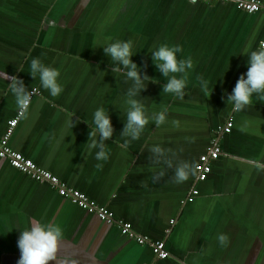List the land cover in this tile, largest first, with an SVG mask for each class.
Segmentation results:
<instances>
[{"label":"crops","instance_id":"obj_1","mask_svg":"<svg viewBox=\"0 0 264 264\" xmlns=\"http://www.w3.org/2000/svg\"><path fill=\"white\" fill-rule=\"evenodd\" d=\"M117 40L132 41L133 62L153 78L136 97L148 116L167 110L164 125L157 128L150 120L127 147L120 145L131 82L113 72L103 50ZM261 40L264 14L248 15L231 4L0 0V137L17 110L11 81L5 79L15 75L39 95L15 127L10 147L130 223L136 233L163 241L169 253L156 260L149 245L122 236L114 225L0 160V264H18L17 241L33 219L63 229L59 255L72 256L77 264H264V102L254 98L241 112L226 103V94L247 72V55ZM161 44L179 46L178 58L193 60L183 99L162 94L167 81L151 58ZM36 57L59 71L58 97L28 73ZM100 107L108 110L115 129L106 141L107 161H97L96 150L89 154L86 146ZM230 115L233 128L219 139L221 155L204 182L193 177L175 184L167 169L164 179L152 183L163 167L151 164L152 146L196 164ZM192 189L198 195L188 203ZM219 234L228 236L227 246H220Z\"/></svg>","mask_w":264,"mask_h":264},{"label":"clouds","instance_id":"obj_2","mask_svg":"<svg viewBox=\"0 0 264 264\" xmlns=\"http://www.w3.org/2000/svg\"><path fill=\"white\" fill-rule=\"evenodd\" d=\"M103 50L111 60L113 72L123 75L125 83L131 82L126 92V120L121 132L123 143L120 145L127 147L131 141H137L141 138L150 120L154 121L157 128L164 125L167 121V110L163 109L149 117L145 105L136 98L147 90V85L149 82H153V78L146 73L142 75L141 68L133 62L132 57L135 53L133 52L132 41L117 40L103 47ZM182 51L183 49L179 46L161 44L151 53L155 68L162 73L167 81L163 86L162 94H170L179 99H183L185 96L186 76L194 66L191 57L178 58L177 54L182 53ZM247 56L249 57L247 72L239 77L231 94H226V103L231 105L233 112L243 111L252 104L254 98L264 102V40H261L258 47ZM28 73L33 78L39 79L40 86L51 97H58L62 93L59 71L45 65L38 57L31 59ZM5 79L11 81L8 84V90L14 96L18 116L26 118L33 96L38 92V89L33 87L29 91L24 81L15 75L8 76L6 74ZM201 86L207 93V82L201 80ZM93 125L94 127L91 126L89 133V141L86 144L89 154L92 150H96L95 159L107 161L109 154L106 150V141L112 139L115 132L108 110L103 107L95 110ZM74 126L72 120L70 127L73 128ZM149 151L151 164L163 165L151 177L152 183L156 184L164 179L167 175V169L172 170L171 182L175 184H183L197 175V164L179 159L174 153H171V150H165L159 145H154ZM96 167L101 168L102 164L98 163ZM63 238V229L59 225L52 222L42 223L38 219L31 220L30 227L21 230L17 241L20 251L18 264H77L74 257H61L59 255ZM217 241L220 246L225 247L229 239L227 235L219 234Z\"/></svg>","mask_w":264,"mask_h":264},{"label":"built area","instance_id":"obj_3","mask_svg":"<svg viewBox=\"0 0 264 264\" xmlns=\"http://www.w3.org/2000/svg\"><path fill=\"white\" fill-rule=\"evenodd\" d=\"M188 2H200L204 4H231L236 9L245 12L247 14H264V3L260 0H186ZM37 92L33 97L38 96ZM18 116V110L15 115L7 121L4 134L0 137V160H5L11 168L14 170L29 176L32 180L38 183H45L52 187L57 194L78 208L94 214L103 222L110 225H114L122 236L133 239L138 245H149L152 255L156 260H165L169 257V253L165 249L163 241L152 242L147 237L136 233L130 223L119 221L115 219L113 213L103 206L96 204L94 201H90L86 195L78 190L68 187L65 183L60 181L56 176L52 175L48 171L39 168L30 159L24 157L19 152L14 151L10 145L9 140L13 134L15 127L20 121ZM233 128L232 115L224 122L223 125L217 127L213 133V137L210 140L205 152L199 156L197 161V175L195 176L196 182H204L211 172L212 162L217 160L221 155V149L219 146V139L223 135H227ZM198 195V191L192 189L190 196L187 198L188 203H191L193 199ZM173 221L170 222L172 224Z\"/></svg>","mask_w":264,"mask_h":264},{"label":"water","instance_id":"obj_4","mask_svg":"<svg viewBox=\"0 0 264 264\" xmlns=\"http://www.w3.org/2000/svg\"><path fill=\"white\" fill-rule=\"evenodd\" d=\"M234 6V5H233ZM235 7V6H234ZM240 11V10H239ZM242 12V11H241ZM243 13H245V12H243ZM245 14H247V13H245ZM248 15H250V14H248Z\"/></svg>","mask_w":264,"mask_h":264}]
</instances>
